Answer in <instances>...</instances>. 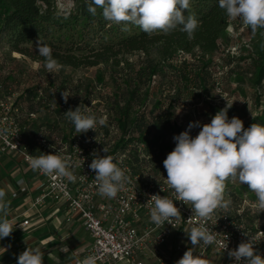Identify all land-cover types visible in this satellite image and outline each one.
Listing matches in <instances>:
<instances>
[{
    "label": "built area",
    "instance_id": "obj_1",
    "mask_svg": "<svg viewBox=\"0 0 264 264\" xmlns=\"http://www.w3.org/2000/svg\"><path fill=\"white\" fill-rule=\"evenodd\" d=\"M47 89L34 92L31 100L35 109L30 110L22 102L29 97L27 93H8L0 87V130L7 129L5 134H0V154L20 157L22 165L35 174L37 196L32 200L31 209L52 208L56 216L66 217L67 224H81L91 238L92 244L66 264H82L89 256L96 257V264H147L150 260H155V264H167L169 258L165 254L168 252L181 251L183 245L192 248L184 231L202 224L211 229L216 238L212 245L201 244L193 249L195 255L206 261L208 253L213 251L227 259L229 264H234L223 245L228 243V249H234L247 239L246 236L255 238V247L264 255V229L248 221L245 205H237L236 198L226 187L224 197L231 199V205L227 210L216 209L208 220L192 215L190 205L175 201L163 166L167 154L175 147L174 136L168 139L165 133H161V138L152 147L146 142L133 140L123 148L124 144H118L122 138L120 127L111 121L112 111L106 107L115 101L109 99L113 95L95 98L86 92L59 91L52 85ZM63 91L73 95L67 103L61 96ZM78 106L82 112L87 109L86 114L106 117V124L97 125L95 132L89 130L86 134H77L64 112ZM40 111L52 113L54 117L45 119ZM139 111L144 114L146 122L159 121L167 112L165 109ZM122 139L128 141L131 136ZM167 140L173 148L166 147ZM103 147L130 181L112 199L99 195L95 173L89 168L94 151L105 155ZM54 152L71 158V170L77 177L75 182L59 176L53 179L30 168V156ZM154 194L173 199L180 209L181 218L173 220V226L168 223L157 226L150 222V203L153 202L147 201ZM29 195L27 181L23 178L17 180L12 199ZM32 225L31 220H24L20 226L29 228Z\"/></svg>",
    "mask_w": 264,
    "mask_h": 264
},
{
    "label": "clouds",
    "instance_id": "obj_2",
    "mask_svg": "<svg viewBox=\"0 0 264 264\" xmlns=\"http://www.w3.org/2000/svg\"><path fill=\"white\" fill-rule=\"evenodd\" d=\"M85 4L91 15L95 16L100 8L106 21L136 25L149 36L156 32L170 34L179 28L192 39L199 27L194 14L185 16L190 10V0H85ZM218 6L228 18H239L249 26L253 35L264 30V0H218ZM261 34L264 35V31ZM35 47L50 74L61 67L50 46L38 38ZM61 96L67 103L73 95L63 91ZM233 102L227 101L226 106L212 116L210 123L190 122L187 130L173 137L175 147L163 161L166 181L176 196L175 201L190 205L192 215L203 220L210 219L216 209L227 210L231 205V199L224 197L225 181L246 184L256 195L257 209L264 212V125L252 123L245 129L238 116L229 119L228 111ZM86 112L87 109L82 112L80 106L64 112L77 134H86L89 130L95 132L97 125L106 124V117L97 118ZM193 128L200 129L195 137L190 135ZM6 132L7 129L0 130V134ZM102 151L105 155L97 151L92 153L89 168L95 173L99 195L112 199L130 181L125 171L114 162L115 158L107 155V148L103 147ZM28 162L32 170L53 179L57 176L71 182L77 179L67 155L42 153L30 156ZM5 197V190L0 189V240L10 237L17 226L8 218L10 201ZM175 201L167 196L151 195L147 201L153 202L150 203V222L157 226L165 223L173 226L172 221L181 218ZM184 232L192 248H188L175 264H208L205 259L194 255L193 249L201 244L216 243L212 230L202 224ZM246 237L234 249L229 250L228 243L223 245L229 259L234 264H264V255L255 247V238ZM16 260L17 264H44V253L39 248L26 247ZM82 264H96V257L89 256Z\"/></svg>",
    "mask_w": 264,
    "mask_h": 264
},
{
    "label": "trees",
    "instance_id": "obj_3",
    "mask_svg": "<svg viewBox=\"0 0 264 264\" xmlns=\"http://www.w3.org/2000/svg\"><path fill=\"white\" fill-rule=\"evenodd\" d=\"M65 1L61 5L59 0H0V46L6 43L12 52L44 64V58L38 52H31V46L35 47L39 38L52 48L53 57L60 66L74 69L100 66L119 68L122 62L120 56L141 53L146 58V65L137 72V78L143 83L147 82L149 88L152 83L158 87L154 93L141 95L140 84L133 83L134 87L127 91L128 95L112 94V98H109L115 99L106 105L112 111L111 121L119 125L122 138L131 136L128 141L121 138L118 144H124L125 148L128 142L139 140L152 147L161 138V133L170 139L184 131L178 123L169 120L170 113L166 112L159 121L146 122L139 110L163 107L162 100L167 99H159L158 94L166 92L167 79L177 75L180 82L175 88L171 87L178 98L186 97L190 92L202 98L210 92V78L213 75L210 66L220 48V41L231 25V18L219 8L218 0H190V10L185 12V16L194 14L199 21L192 39L179 28L170 34L156 32L149 36L136 25L106 21L100 8H97L95 16L91 15L85 0ZM125 27L127 30H123ZM262 31H257L255 44L246 51L255 74L253 87H260L264 80ZM186 55H191L193 62H188ZM178 56H184L181 69L168 73L167 69L175 67L172 62ZM248 58L239 57L238 60ZM97 78L102 82L104 75L100 74ZM174 106L170 101L169 108L174 109ZM208 106L214 115L220 110L209 103ZM252 123L264 125V107L262 114L245 129ZM167 141L166 147L173 148ZM226 188L234 195L228 186Z\"/></svg>",
    "mask_w": 264,
    "mask_h": 264
},
{
    "label": "rangeland",
    "instance_id": "obj_4",
    "mask_svg": "<svg viewBox=\"0 0 264 264\" xmlns=\"http://www.w3.org/2000/svg\"><path fill=\"white\" fill-rule=\"evenodd\" d=\"M59 1L61 5L66 3L65 0ZM254 37L250 27L244 25L239 18L231 19V25L223 40L220 41V48L214 55L213 64L210 66L213 74L210 78L211 90L202 98H197V95L191 92L186 94V97L179 96L180 98H178V94L174 93V88L179 84L180 76L167 79V83H165L167 91L159 93L158 98L167 99L162 100L163 107L160 109H165L167 113H170L169 120L178 123L184 131L187 130L190 122L210 123L214 113L208 103L212 107L222 109L226 106L227 101L229 103L234 101L228 111V116L230 118L238 116L244 122V127L255 117L260 116L264 107V80L260 87L252 86L255 74L248 58L249 53L246 52L255 44ZM31 52L37 53L36 47L31 46ZM239 57L248 59L239 61ZM119 59L122 61L119 68L100 66L74 69L61 66L50 74L43 63L14 53L6 43H2L0 46V87L2 86L4 91L8 93H27L29 97L22 102L30 110L35 109L31 100L34 92L37 89L48 91V85L57 87L59 91L93 93L95 98L112 94L128 95L127 91L134 87L133 83L140 84L141 95L148 92L154 93L157 90L155 83H152L149 88L147 82L143 83L137 78V72L146 65V58L143 54L133 53L120 56ZM183 59L184 56L176 57L172 62L175 67L167 69L168 73L178 72L181 69L180 63ZM186 60L193 62L191 55H186ZM100 74L104 75L102 82L98 81L97 78ZM170 101L176 105L174 109L169 108ZM40 115L45 119L54 117L52 113L44 111H40ZM199 131V128H193L190 135L195 137ZM227 186L234 192L233 196L236 197L237 205H245L248 221L264 229V212L260 213L256 207L255 193L250 191L246 184L243 185L238 181H225V187ZM81 234L83 235V233ZM81 234H72L67 242L47 245L46 249L42 251L45 253L44 264H66L70 262L75 252H80L86 247V243L82 241L85 238L82 239ZM27 237H31V235L14 230L8 239L0 241V259L8 254L21 253L26 247H30L32 242ZM65 249L68 250L65 251ZM187 249L188 247L183 245L181 251L165 254L166 258H169L167 264H175ZM207 262L208 264H229L227 259L213 251L208 253ZM147 264H155V260H151Z\"/></svg>",
    "mask_w": 264,
    "mask_h": 264
},
{
    "label": "crops",
    "instance_id": "obj_5",
    "mask_svg": "<svg viewBox=\"0 0 264 264\" xmlns=\"http://www.w3.org/2000/svg\"><path fill=\"white\" fill-rule=\"evenodd\" d=\"M22 178L29 185L30 195L28 197L22 196L14 200L12 199V194L16 190V182ZM37 182L38 180L35 174L22 165L20 157L0 154V189L5 190V199L10 201V214L8 218L13 220L17 225L15 230L31 235V237H27L32 242L29 246L31 248H39L41 251H44L49 244L67 242L72 234L77 235L83 233V235L81 234L82 239L85 238V240L82 241L86 243V247L80 252H75V255L72 256V258H78L92 244L91 238L81 224H67L65 221L66 217L64 215L56 216L52 208L42 207L31 209L32 200L37 196ZM24 220H31L33 225L29 228H20ZM8 238L3 240L5 241ZM19 254L6 255V257L0 259V264H17L16 257Z\"/></svg>",
    "mask_w": 264,
    "mask_h": 264
}]
</instances>
